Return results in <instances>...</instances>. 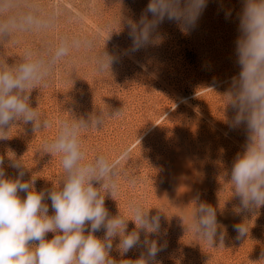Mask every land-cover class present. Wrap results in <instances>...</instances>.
Wrapping results in <instances>:
<instances>
[{
	"label": "rangeland",
	"instance_id": "rangeland-1",
	"mask_svg": "<svg viewBox=\"0 0 264 264\" xmlns=\"http://www.w3.org/2000/svg\"><path fill=\"white\" fill-rule=\"evenodd\" d=\"M36 2L45 11L60 6L58 26L47 34H23L19 43L0 46V59L15 63L26 47L44 49L62 35L96 39L92 49L82 47L61 62L47 87L32 92V106H38L52 126L33 133L31 124L14 125L9 139L0 140V155L13 151L29 169L24 179L32 175L36 179L37 191L55 187L63 173L60 156L44 153V140L55 136L59 121L70 117L69 109L77 115L102 110L104 125L82 137L87 159L103 154L114 160L128 150L119 168V193L113 199L106 197L105 206L125 219H134L128 210L133 200L153 208V214L157 209L163 212L158 239L166 249L156 257L159 264H264V207L237 212L240 200L228 183L233 160L247 138L243 126L229 128L234 113L224 96L239 72L234 48L243 0H208L189 33L165 20L158 42L129 56L122 55L131 45L126 19L139 20L149 0ZM226 10L231 11L228 19ZM104 47L120 55L111 73L95 71V55ZM214 80L219 82L215 91L208 89ZM119 110L117 116L107 115ZM6 172L16 174L10 167ZM133 178L134 184L129 182ZM197 193L217 209L223 244L217 240L212 247L191 231L195 205L190 202ZM242 222L249 231L237 239L233 225ZM134 228L129 221V231ZM95 235L102 238L104 232ZM118 242L113 241L111 253L117 264L136 261L144 251L136 248L121 255L115 247Z\"/></svg>",
	"mask_w": 264,
	"mask_h": 264
},
{
	"label": "clouds",
	"instance_id": "clouds-1",
	"mask_svg": "<svg viewBox=\"0 0 264 264\" xmlns=\"http://www.w3.org/2000/svg\"><path fill=\"white\" fill-rule=\"evenodd\" d=\"M207 3L208 0H149L139 20L126 19L131 45L122 55L156 44L165 20L174 22L182 33H189ZM60 16L58 4L45 11L36 0H0V46L10 41L19 43L18 37L23 34H47L58 26ZM230 16L231 11L226 10L225 18ZM237 19L234 54L239 72L231 78L224 96L234 113L228 121L229 128L243 126L247 138L233 160L228 183L233 196L240 200L237 212L251 213L264 207V0H243ZM95 39L62 35L44 49L26 47L15 63L0 59V140L9 139L14 125L31 124L33 133L52 126L38 106H32L31 94L47 87L57 66L74 51L92 49ZM119 59V54L104 47L95 55V71L111 73ZM218 84L214 80L208 89L215 91ZM68 111L70 117L59 121L55 136L42 144L44 153L60 156L63 173L57 186L37 191L36 179L33 175L24 179L29 169L13 151L0 155V264H117L111 256L114 240L119 241L115 247L121 255L144 249L139 259L128 260V264H159L156 257L166 249L158 239L162 235L163 212L157 209L153 214V208L146 209L133 200L128 210L134 219H125L120 212L111 214L105 206L106 197L113 199L119 193V168L128 150L114 160L103 154L88 160L83 134L99 130L105 123V113L100 110L77 115ZM119 114L120 110L107 113L110 117ZM6 167L16 170L15 176L8 175ZM129 182L134 184L135 179ZM190 203L195 205L189 225L193 234L212 247L217 240L223 244L225 234L217 220V209L201 201L198 193ZM129 221L135 224L131 231ZM233 228L237 239L249 231L245 222ZM101 231L102 238L95 235ZM48 234H52L50 239Z\"/></svg>",
	"mask_w": 264,
	"mask_h": 264
}]
</instances>
